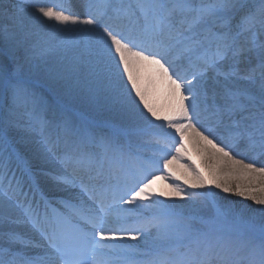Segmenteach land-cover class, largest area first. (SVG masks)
<instances>
[{
  "label": "snow or ice",
  "instance_id": "1",
  "mask_svg": "<svg viewBox=\"0 0 264 264\" xmlns=\"http://www.w3.org/2000/svg\"><path fill=\"white\" fill-rule=\"evenodd\" d=\"M0 264H264V0H0Z\"/></svg>",
  "mask_w": 264,
  "mask_h": 264
},
{
  "label": "bare ground",
  "instance_id": "2",
  "mask_svg": "<svg viewBox=\"0 0 264 264\" xmlns=\"http://www.w3.org/2000/svg\"><path fill=\"white\" fill-rule=\"evenodd\" d=\"M50 0H41V2L43 3H50ZM192 145V144H191ZM193 153H194V157L196 158L197 162H200V157L198 155H196L195 149L193 148ZM174 168H176V165H173ZM177 183H182V182H177ZM169 185V183L165 184V186H162L159 190H158V195H160V193L162 192H168L169 188L167 187ZM215 190V189H214ZM221 195H227V198L233 201H237L241 204H248V205H252L253 207H258L257 205H254L252 201L244 199L242 197H238V196H234L231 194H223L221 193ZM165 199L166 202L165 203H180L181 201L178 200V198H174V197H169V196H161V200Z\"/></svg>",
  "mask_w": 264,
  "mask_h": 264
}]
</instances>
